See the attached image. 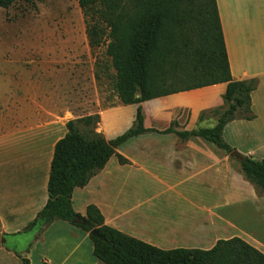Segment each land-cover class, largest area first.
<instances>
[{"label":"crops","instance_id":"obj_1","mask_svg":"<svg viewBox=\"0 0 264 264\" xmlns=\"http://www.w3.org/2000/svg\"><path fill=\"white\" fill-rule=\"evenodd\" d=\"M216 5L233 80L257 82L250 94L255 118H235L222 133L240 157L201 138L182 140L162 133L173 122L179 132L214 127L213 111L223 105L226 84L123 106L117 110L122 124L132 125L140 106L144 128L154 132L120 146L117 153L128 164L112 157L85 187L73 191L72 207L84 217L94 205L105 225L161 250H209L219 240L237 237L264 255V241L240 226L241 207L256 213L264 208V196L245 179L239 163L241 157L264 160V0H216ZM66 131L45 156L40 127L10 125L0 131V236L5 239L0 264H21L13 251L22 252L27 237L10 235L22 232L45 206L54 145ZM44 246L51 247L58 264H101L88 234L65 221L46 227L23 255L30 264H51L44 254L37 260L32 256Z\"/></svg>","mask_w":264,"mask_h":264},{"label":"trees","instance_id":"obj_2","mask_svg":"<svg viewBox=\"0 0 264 264\" xmlns=\"http://www.w3.org/2000/svg\"><path fill=\"white\" fill-rule=\"evenodd\" d=\"M16 0H0V9ZM83 15L85 34L91 50L106 42V55L115 72L114 90L123 106L174 93L226 84L223 105L214 110L217 122L212 128L179 132L175 122L162 131L179 139H204L230 154L223 139L224 127L241 118L253 120L250 94L256 80H233L216 0H77ZM202 114L200 120L203 118ZM98 117H86L66 123V133L53 149L45 206L22 232L27 243L23 251H13L21 264H30L23 254L55 221H65L86 232L92 254L101 264H264V255L234 237L219 240L209 250H161L104 224L98 208L89 205L85 216L72 207V193L85 187L104 169L112 157L120 165L128 161L117 149L130 139L147 132L140 106L130 128L107 140L92 132H80L76 124L95 123ZM245 179L264 196V160L241 157ZM77 218V221H74ZM0 236V241H1ZM6 248L7 245H5Z\"/></svg>","mask_w":264,"mask_h":264},{"label":"rangeland","instance_id":"obj_3","mask_svg":"<svg viewBox=\"0 0 264 264\" xmlns=\"http://www.w3.org/2000/svg\"><path fill=\"white\" fill-rule=\"evenodd\" d=\"M114 82L106 42L89 48L77 0H16L0 9V131L40 127L42 156L68 121L98 117L89 125L77 123V129L116 136L131 124L119 121L123 105ZM240 226L264 241V208L252 213L241 207ZM52 253L49 246L37 247L32 256L44 254L58 264Z\"/></svg>","mask_w":264,"mask_h":264},{"label":"water","instance_id":"obj_4","mask_svg":"<svg viewBox=\"0 0 264 264\" xmlns=\"http://www.w3.org/2000/svg\"><path fill=\"white\" fill-rule=\"evenodd\" d=\"M231 155H233V156H235V157H238V158L240 157L236 151H233V152L231 153ZM77 220H78L77 218H74V221H77ZM4 243H5V239H4V238H1L0 244H1V245H4Z\"/></svg>","mask_w":264,"mask_h":264}]
</instances>
